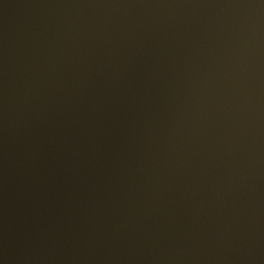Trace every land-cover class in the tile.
<instances>
[{"label": "water", "instance_id": "95a60500", "mask_svg": "<svg viewBox=\"0 0 264 264\" xmlns=\"http://www.w3.org/2000/svg\"><path fill=\"white\" fill-rule=\"evenodd\" d=\"M0 264H264V0H0Z\"/></svg>", "mask_w": 264, "mask_h": 264}]
</instances>
